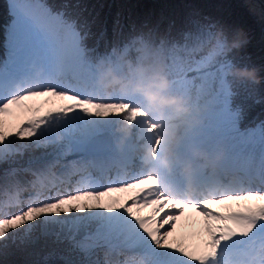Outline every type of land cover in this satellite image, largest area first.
Instances as JSON below:
<instances>
[{
	"label": "snow or ice",
	"instance_id": "1",
	"mask_svg": "<svg viewBox=\"0 0 264 264\" xmlns=\"http://www.w3.org/2000/svg\"><path fill=\"white\" fill-rule=\"evenodd\" d=\"M10 5L15 19L7 28V59L0 60V162L27 149L55 148L25 169L30 180L0 192V241L41 228L67 243L69 254H81L75 264H101L93 258L97 251L139 257L103 264H264V125L242 131L229 108L226 69L241 63L224 55L222 44L201 54L212 43L215 23L170 43L137 36L121 51L126 55L136 43L158 50L169 93L203 109L202 122L181 131L179 160L189 158L193 146L210 154L223 149L216 170L198 173L189 193L178 163L169 172L145 164L143 149L155 160L163 140L162 125L142 97L97 86L101 62L119 70L115 48L89 47L90 33L43 0ZM121 124L130 130L127 137L117 132ZM110 139L116 147L121 140L131 145L115 169L96 163ZM72 154L79 155L65 159ZM134 159L138 170L127 167Z\"/></svg>",
	"mask_w": 264,
	"mask_h": 264
},
{
	"label": "trees",
	"instance_id": "2",
	"mask_svg": "<svg viewBox=\"0 0 264 264\" xmlns=\"http://www.w3.org/2000/svg\"><path fill=\"white\" fill-rule=\"evenodd\" d=\"M262 1L264 3V0ZM12 2L20 3L22 0H0V55L4 54L3 47L5 45L8 47L7 28L15 19L10 5ZM43 2L56 11L63 10L69 18L77 20L78 26H83L81 30L90 33L86 41L87 45L89 47L94 45L100 52L113 48L120 50L124 44H131L132 38L141 35L149 43L159 42L162 38L170 43L172 39H180L181 33L192 32L194 30L193 24L200 26L212 22L215 23L216 28L222 26L227 32L226 25L228 22L218 15L209 18L206 15V10H209L206 9L207 7H204L206 10H202L199 12L200 14L184 12L178 16L174 15L173 7L166 0H111V6L100 5L93 0H78V2L43 0ZM132 47L137 49L138 43ZM233 52L234 50L230 54L239 55L243 53L246 60L248 53V57L251 58L250 51ZM230 54L227 56L233 59ZM247 63V67H254L248 61ZM229 79L233 92V105L236 107L229 106V108L236 113L235 122L242 127L249 128L258 124L264 125V102L262 103L259 99L260 92L257 86L248 82L237 83L231 77ZM45 151L46 148L27 149L22 154L18 153L9 157L6 162H0V177L3 175L15 176L18 171L29 177V171H25L28 169V162ZM13 169L16 171L13 172ZM19 231L21 230H17L15 233ZM9 239L11 240L10 243H13L10 246L24 251L18 260L12 259L11 263L49 264L62 256H75V252L71 254L67 252V243H57L53 235L40 234L39 228H35L30 235L24 236V238L11 239L9 237Z\"/></svg>",
	"mask_w": 264,
	"mask_h": 264
},
{
	"label": "clouds",
	"instance_id": "3",
	"mask_svg": "<svg viewBox=\"0 0 264 264\" xmlns=\"http://www.w3.org/2000/svg\"><path fill=\"white\" fill-rule=\"evenodd\" d=\"M247 43L242 29L235 30L229 38L226 30L221 26L216 28L212 37L211 47L222 44V52L228 55L233 50H239ZM135 58L127 57L121 52L114 51L118 58L119 70L112 63H103L97 68V86L105 91H124L142 97L144 106L153 115L159 128V135L163 143L159 156L153 160L150 148L143 149V158L150 169L159 167L164 172H169L174 163L179 164V174L183 177L186 187L191 193L194 188L198 173L214 172L223 159L224 152L218 148L216 152L209 153L199 147L190 149V157L179 160L175 155V148L182 139L181 131L185 126H195L202 121L198 119L203 109L190 106L188 98L182 95L169 93V81L164 72L162 55L150 45H140L136 49ZM143 57V58H141ZM40 70L37 69V72ZM227 74L237 83L248 82L259 85L262 78L256 67L231 66L226 69ZM259 102V101H257ZM129 129L126 124H121L117 132L127 137ZM123 140L119 141L120 147Z\"/></svg>",
	"mask_w": 264,
	"mask_h": 264
},
{
	"label": "rangeland",
	"instance_id": "4",
	"mask_svg": "<svg viewBox=\"0 0 264 264\" xmlns=\"http://www.w3.org/2000/svg\"><path fill=\"white\" fill-rule=\"evenodd\" d=\"M71 1V0H70ZM73 2H78V0H72ZM97 1L100 5L104 6H111V0H93ZM144 1V0H141ZM146 1V0H145ZM168 4L173 7L174 15L180 16L184 12H195L196 14H200L204 7H207L206 15L210 18L215 15H218L223 20L227 21V33L229 38L232 37L235 30L242 29L244 36L247 39V43L240 48L239 50L243 52L246 50L248 56L247 60L243 57V53L239 55H230L235 61L241 63L239 66L248 65L247 61L252 64V66L259 69V75L262 78L261 83L256 85L259 92H260V101L264 102V3L262 0H166ZM72 2V3H73ZM213 11V13H212ZM209 12V13H208ZM180 13V14H179ZM220 20V19H219ZM216 23L218 24L217 20ZM222 23V22H220ZM194 30L192 31L195 33L198 25L193 24ZM211 45H204L201 54L208 51V47ZM249 50V51H248ZM233 52V53H234ZM228 54V55H229ZM244 83V82H242ZM237 92V91H236ZM238 94V93H237ZM112 127H116V125H112ZM256 147H259L257 145ZM46 148H53V146H48ZM43 154H38L32 161L38 159ZM44 155L41 157L43 158ZM37 162L32 163V166H35ZM17 182L23 183L25 182L22 175L19 173L17 176H8L3 175L0 177V192L4 189L11 188L12 184ZM55 230V229H53ZM39 233L42 234V229L39 228ZM51 235V234H49ZM23 231H19L18 233H12L10 235L11 239L13 238H24ZM19 241V240H18ZM11 240L8 238L6 241H0V264H15L14 262L11 263L12 259L18 260L20 254H24L23 250L18 248H14L10 245ZM16 242V241H14ZM81 257V256H80ZM94 259H100L101 264H103V260L106 258L111 259H118L117 256H110L106 257L102 251H97L94 256ZM134 259H137L136 257ZM17 263V262H16ZM49 264H65V261L61 258L55 259ZM75 264V262H74Z\"/></svg>",
	"mask_w": 264,
	"mask_h": 264
}]
</instances>
